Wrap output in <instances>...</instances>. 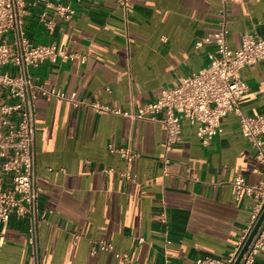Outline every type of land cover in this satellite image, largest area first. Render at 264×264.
Wrapping results in <instances>:
<instances>
[{"label": "crops", "instance_id": "obj_1", "mask_svg": "<svg viewBox=\"0 0 264 264\" xmlns=\"http://www.w3.org/2000/svg\"><path fill=\"white\" fill-rule=\"evenodd\" d=\"M127 1L126 8L115 0L72 1L68 20L47 13L50 30L35 13L24 20L32 40L74 54L30 69L35 83L63 94L35 99L40 264H195L201 254L224 257L257 210L253 196L233 197L236 174L247 184L264 179L257 148L237 131L235 112L206 144L195 124L182 119L180 140L170 145L163 123L127 113L203 67L222 23L230 49L244 32L264 36V0ZM238 76L247 85L241 112L264 115V60L243 65ZM72 92L83 102L69 100ZM88 102L123 113L99 112ZM110 147L136 155L127 163ZM99 240L112 250L96 247ZM0 264H32L25 219L9 218ZM254 264H264V250Z\"/></svg>", "mask_w": 264, "mask_h": 264}, {"label": "built area", "instance_id": "obj_2", "mask_svg": "<svg viewBox=\"0 0 264 264\" xmlns=\"http://www.w3.org/2000/svg\"><path fill=\"white\" fill-rule=\"evenodd\" d=\"M72 1L78 0H0V245L9 218L12 215L26 220V241L30 248L32 264H40L37 225L38 192L36 188V135L35 99L38 94L62 97L55 88H44L32 79L31 68L45 61H66L74 54L59 49L53 42L39 43L32 40L25 28V18L35 13L46 30L52 22L46 19L50 12L62 20L75 14ZM126 8L127 0H115ZM225 1V0H223ZM227 30L222 23L212 34V48L206 52V64L178 79L173 86L164 87L159 96L140 105L127 115L157 120L165 127V144L180 140L182 119L195 124V134L206 144L222 132V119L228 112L237 114V131L257 148L256 157L264 166V115L245 114L238 104L246 92V83L238 76L245 64L264 60V36L255 32L240 35L238 47L230 49L226 44ZM207 38L197 40L199 46ZM68 99L83 102L72 92ZM99 112L123 113L117 107L88 102ZM126 114V113H125ZM128 163L136 155L125 148H111ZM127 179L133 175L124 172ZM233 197L242 195L255 198L257 210L249 225L237 237L233 249L224 257L210 254L197 255L195 264H232L244 244L262 207H264V179L247 184L241 174L232 179ZM160 222L166 214L160 211ZM141 240V238H139ZM165 242H169L168 239ZM112 250L109 243L97 241L96 247ZM264 250V217L242 252L237 264H254L255 255ZM116 255L119 254L116 252Z\"/></svg>", "mask_w": 264, "mask_h": 264}, {"label": "water", "instance_id": "obj_3", "mask_svg": "<svg viewBox=\"0 0 264 264\" xmlns=\"http://www.w3.org/2000/svg\"><path fill=\"white\" fill-rule=\"evenodd\" d=\"M262 217H264V207H262V209H261V211H260V213H259V215H258L256 221L254 222V224H253V226H252V228H251V230H250V232H249V234H248V236H247V238H246L244 244L242 245L240 251L238 252V254H237V256L235 257V259H234V261H233L232 264H237V262H238V260H239V258H240V256H241V254H242V252L244 251L246 245H247L248 242L250 241V239H251L252 235L254 234V232H255L257 226L259 225L260 220L262 219Z\"/></svg>", "mask_w": 264, "mask_h": 264}]
</instances>
